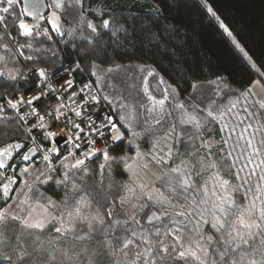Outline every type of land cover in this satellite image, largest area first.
Listing matches in <instances>:
<instances>
[{
  "label": "snow or ice",
  "instance_id": "obj_1",
  "mask_svg": "<svg viewBox=\"0 0 264 264\" xmlns=\"http://www.w3.org/2000/svg\"><path fill=\"white\" fill-rule=\"evenodd\" d=\"M197 4L211 80L187 0H0V264H264V58Z\"/></svg>",
  "mask_w": 264,
  "mask_h": 264
},
{
  "label": "trees",
  "instance_id": "obj_2",
  "mask_svg": "<svg viewBox=\"0 0 264 264\" xmlns=\"http://www.w3.org/2000/svg\"><path fill=\"white\" fill-rule=\"evenodd\" d=\"M46 1L48 2V0ZM111 2L128 5L129 7L124 9L125 14H128L130 8L131 15L147 16L148 11L146 9L143 12H140L139 9L145 4L152 3L153 0H111ZM209 2L218 14L241 34L242 42H245L247 47L255 53L254 58H264V0H209ZM17 8H22V4H18ZM183 11L185 15L191 17L197 25L201 26L199 35L203 43V58L208 61L205 65L207 72L201 76V79L211 80L215 75L216 67L228 62V53L217 42L216 30L210 25H201V19L206 18L203 17L197 0H187V5ZM140 55L141 52L137 49L135 56ZM65 63H67V59ZM133 63H141L146 66L144 75L147 74V71L154 70L160 76H163L165 80L172 82V69L166 63H153V58L147 52L144 53L142 61L133 60ZM232 78L246 82L249 77L244 70L233 68ZM76 79H80L78 74ZM149 79L152 81V78ZM234 87H240V85L237 83L234 84ZM5 143L7 141H0V146Z\"/></svg>",
  "mask_w": 264,
  "mask_h": 264
},
{
  "label": "water",
  "instance_id": "obj_3",
  "mask_svg": "<svg viewBox=\"0 0 264 264\" xmlns=\"http://www.w3.org/2000/svg\"><path fill=\"white\" fill-rule=\"evenodd\" d=\"M43 2L47 3L46 0H43ZM22 7H23V4H22ZM42 11H47L46 9H42ZM28 20L32 23V18H28Z\"/></svg>",
  "mask_w": 264,
  "mask_h": 264
},
{
  "label": "built area",
  "instance_id": "obj_4",
  "mask_svg": "<svg viewBox=\"0 0 264 264\" xmlns=\"http://www.w3.org/2000/svg\"><path fill=\"white\" fill-rule=\"evenodd\" d=\"M27 22L31 23L30 21L27 20Z\"/></svg>",
  "mask_w": 264,
  "mask_h": 264
},
{
  "label": "clouds",
  "instance_id": "obj_5",
  "mask_svg": "<svg viewBox=\"0 0 264 264\" xmlns=\"http://www.w3.org/2000/svg\"><path fill=\"white\" fill-rule=\"evenodd\" d=\"M29 21V20H28Z\"/></svg>",
  "mask_w": 264,
  "mask_h": 264
}]
</instances>
